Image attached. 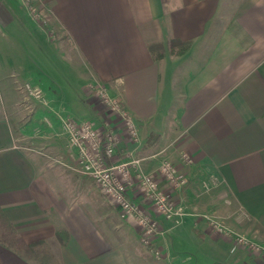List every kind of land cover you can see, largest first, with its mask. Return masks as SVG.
<instances>
[{
    "label": "crops",
    "instance_id": "crops-1",
    "mask_svg": "<svg viewBox=\"0 0 264 264\" xmlns=\"http://www.w3.org/2000/svg\"><path fill=\"white\" fill-rule=\"evenodd\" d=\"M46 3L52 16L42 25L21 0H0V264H143L135 246L108 235L119 226L125 234L127 225L138 247L149 251L135 221L120 219L88 176L71 165L45 163L28 146L38 142L49 149L58 122L51 109L12 85V77L24 72L26 55L17 36L32 34L55 44L82 81L67 94L33 83L52 109L61 106L73 117L84 111L86 116L75 118L108 125L118 136L116 158L122 159L131 144L89 88L101 81L134 118L144 172L154 173L168 192L154 172L158 158L168 156L187 173V185L170 191L186 209L178 225L154 211L138 185L128 190L165 230L154 240L164 251L161 264H264V250L248 251L201 217L217 214L232 233L264 248V0ZM44 117L51 118L46 133H23ZM182 150L192 165L178 158ZM208 173L219 176L220 185L196 196ZM106 205L124 223L113 225L103 213Z\"/></svg>",
    "mask_w": 264,
    "mask_h": 264
},
{
    "label": "built area",
    "instance_id": "built-area-1",
    "mask_svg": "<svg viewBox=\"0 0 264 264\" xmlns=\"http://www.w3.org/2000/svg\"><path fill=\"white\" fill-rule=\"evenodd\" d=\"M21 2L40 24L46 25L51 19L52 14L46 6L45 0H21ZM22 86L28 98L54 112L66 137V149L70 151L73 158L72 169L88 176L93 181L96 187L108 198L107 200L116 207L120 219L134 220L139 229L140 242L148 247L147 250L155 259H162L164 251L155 244L154 240L157 236L164 235L165 230L148 208L130 199L128 190L134 183L138 185L142 190L143 198L151 204L153 210L163 219L173 225H178L186 215V209H184L185 206L182 201L173 197L170 191L180 190L187 185V173L178 171L170 159L162 157L157 170L154 172L168 186L170 190L168 192L158 185L154 173L144 172L142 169L144 157L136 153L141 142L138 127L120 97L110 95L105 83L93 82L91 91L103 109L121 124L124 134L131 144L122 159L116 158L118 136L114 134L112 129H109L108 125L106 126L105 123L96 125L91 120L62 114L63 111L54 110L50 107L39 86H33L27 82ZM43 120L47 126L51 127L49 118L44 117ZM178 158L186 166H190L194 162L191 155L183 150L180 151ZM221 181L215 173H208L207 177L199 182L200 190L196 196L219 186ZM201 217L206 219L210 226L221 234L232 236L236 244L245 247L248 251L258 253L264 250L261 245L247 236L232 233L216 214L204 213Z\"/></svg>",
    "mask_w": 264,
    "mask_h": 264
},
{
    "label": "rangeland",
    "instance_id": "rangeland-1",
    "mask_svg": "<svg viewBox=\"0 0 264 264\" xmlns=\"http://www.w3.org/2000/svg\"><path fill=\"white\" fill-rule=\"evenodd\" d=\"M45 2H46V0H45ZM45 4H46V6H48L47 3H45ZM49 21L47 22L46 25H49V23H50ZM52 32L55 33L54 30H52ZM32 36L35 39L34 43L31 42V41H33V40H31ZM32 36H29V35H25V36L20 35V37L17 36V38L21 39L19 41L20 42L19 45H20V47H22V51L26 55H25V59H24V72L20 73L16 76L14 75L12 77V80L14 82L12 85L16 84L15 86H18V91H19V89L20 90L23 89L22 85L25 82H27L30 84L37 83L38 85L39 84L44 85V87L46 89L51 88V91H54L53 87H55V88H59V89L61 88L62 90H64V92L66 94L67 93H74L77 90V87L81 86L80 82H82V81H81L80 77L78 75H76V73H74L69 68V59L65 56V54L60 53V51L58 50L57 46H55V44L50 43L47 40L45 41L44 39H42L43 36L41 38L39 35L34 36V34H32ZM55 36H56V33H55ZM53 38H55V37H53ZM31 55H34V58H32ZM34 63L38 65V68L34 67ZM30 72H32L34 74V76L31 75ZM35 81H37V82H35ZM0 86H1V80H0ZM33 86H37V85L33 84ZM89 88L91 89V86H89ZM22 92L24 93L23 90H22ZM91 93L94 95L93 91H91ZM17 94H18V92H17ZM43 95H44V93H43ZM96 99L97 98L94 97L96 105L102 107L101 104L98 102V100L96 101ZM57 109L63 111L62 114H66L65 111L62 110L61 106H58ZM102 109H103V107H102ZM103 110H105V109H103ZM174 111H176V108L168 109L167 110L168 115L172 114ZM76 114H77L76 116H78V117L86 116L84 111H82V112L80 111L79 113H76ZM88 117H90V115H88L87 118ZM50 120H51V118H50ZM43 122H44V120L42 122H40L37 119V121L34 122L33 124L25 125L26 127L23 126V128L24 127L27 128V129H25L27 131L26 132L23 131V133L29 134V136L32 134L35 135V134H37V132H41V131H42V133L43 132L46 133L47 129L45 127V122H44V124H42ZM58 122L57 123L55 122L56 124L54 126L56 136L54 135V136H52L53 138H48L50 141V145L48 147L49 149L43 150L41 143H38V142H32V143L28 142V146L30 148H32L33 151L40 153L42 155L43 159L45 160L44 161L45 163H48L51 165H60V164L72 165L73 164V162H72L73 158L70 154V151H68L66 149V137L64 136V133L62 132L61 126L58 124ZM139 150H141V149H139ZM142 153H144V151ZM159 156H157V157H159ZM163 156H165V155H163ZM163 156L161 155V157H163ZM161 157H159L158 159H161ZM166 158L172 160L168 156ZM201 194L202 193H200L199 195H201ZM226 200H228V199L226 198ZM226 200L222 198V202H225ZM103 213H109V217H111V218L113 217V215L115 216L112 207L107 206V205L104 206ZM111 221H112L113 225H117V226H119L118 224H120V223H124L123 221L119 220L118 218L116 220H115V218H112ZM119 227H121V226H119ZM119 227L116 228V230H117L116 234H115L114 230H113L112 235L108 234L112 237L113 240L117 238V242L119 244L124 245V244H128V243L130 244L131 243L130 244L131 246H135V247H133L134 248L133 251H135V253L140 257V260L143 261L142 262L143 264H161V262L159 260H156L154 258V256L150 253V251L147 252L146 250H144V249L142 250V249H140V247H138L141 244L135 243V241L133 240V238H132L133 234L130 230V228H131L130 225L126 226V228L128 230H126L125 234H124L123 230ZM196 235L198 237H200L198 235V233H196ZM196 235H195V241L200 243L202 240L197 241ZM201 239H203V238H201ZM203 241H204V239H203ZM126 248L129 249V247H126ZM180 258H184V257H179V259Z\"/></svg>",
    "mask_w": 264,
    "mask_h": 264
},
{
    "label": "trees",
    "instance_id": "trees-1",
    "mask_svg": "<svg viewBox=\"0 0 264 264\" xmlns=\"http://www.w3.org/2000/svg\"><path fill=\"white\" fill-rule=\"evenodd\" d=\"M188 44H189V42L188 41H185V42H183V43H180V49L182 50V49H184V48H186L187 46H188Z\"/></svg>",
    "mask_w": 264,
    "mask_h": 264
}]
</instances>
